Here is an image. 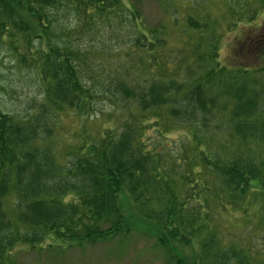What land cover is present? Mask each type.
<instances>
[{
    "label": "trees",
    "instance_id": "1",
    "mask_svg": "<svg viewBox=\"0 0 264 264\" xmlns=\"http://www.w3.org/2000/svg\"><path fill=\"white\" fill-rule=\"evenodd\" d=\"M146 1L0 0V47L36 77L40 99L18 119L0 105V264H13L20 247L51 249L56 241L63 252L126 236L134 218L193 243L200 264H264V234L246 250L221 246L211 226L232 207L248 221L260 216L264 232V67L243 66L248 57L264 58V22L243 40L244 51L236 48L241 65L229 69L216 59L215 34L197 41L209 24L191 10L204 0H159L170 26L193 33L188 53L175 61L164 55L163 31L146 23ZM224 1L241 22L258 27L264 0L258 8L257 0ZM120 30L125 49L119 39L107 48ZM200 41L206 53L198 55ZM119 51L121 71L105 65L99 81L98 55ZM119 99L120 119L108 118L113 128L71 146L58 163L59 119L88 117ZM150 123L163 132L162 123L182 129L180 149L166 152L165 141H149ZM166 253L164 264H182Z\"/></svg>",
    "mask_w": 264,
    "mask_h": 264
},
{
    "label": "rangeland",
    "instance_id": "2",
    "mask_svg": "<svg viewBox=\"0 0 264 264\" xmlns=\"http://www.w3.org/2000/svg\"><path fill=\"white\" fill-rule=\"evenodd\" d=\"M254 6L256 8L260 6L259 0L254 2ZM143 10L146 23L151 28H158L163 31L159 37L165 39L168 43L165 48L166 52H164L165 56H172L176 61V59L180 60L185 55L184 53H188L189 50L184 49V45H188L185 41L193 33L187 34L181 31L180 29L183 26L179 23L175 26H170V18L169 16L166 17L169 11L163 10V4L159 0L146 1ZM233 10L224 0H204L203 4L191 10V14L197 17L199 23L203 24L206 22L209 24L207 30L198 31L197 41L215 34L219 38L216 59L219 61L220 66L222 65L229 69L241 65L240 63L242 62L240 60L242 59L236 55V48L244 51L245 48L241 46L244 42L243 40L249 36L257 35L260 32V25L264 22V7L255 19L258 27L251 26L247 20L241 22L240 16L242 15H235ZM182 14L186 13L183 12ZM179 17L178 20L180 19ZM173 19L175 18L173 17ZM99 26L101 30L109 31L103 28L102 25ZM124 34V30L115 32L112 36L115 40L113 42H105L107 48L118 47L119 45H117L116 41L119 39L118 41L121 42V46L125 49L126 44L124 42L127 41V38H123ZM120 36L121 38H119ZM94 44L101 45L102 43L94 39ZM192 46H189V49ZM201 48L197 53L198 55L206 53L204 43L201 44ZM99 49H101V46ZM158 52H163V50L159 49ZM122 54L119 51L111 53L108 57L102 56L103 54L98 55L100 56L98 58L103 62L98 61L93 65L96 67L93 75L97 76L96 73H101L100 70L105 65L109 72L110 69L117 68L121 71V65L124 63ZM248 58L247 62H243V66L258 68L261 64L264 67V58L262 61L257 56ZM187 59L192 61L191 56L187 57ZM106 62L109 64L107 65ZM182 64L186 65L182 61L176 72L173 71L172 73L178 74L180 68L184 67ZM191 64L193 66L192 62ZM103 72L106 73V71ZM102 75L101 73L99 79L101 82H103L104 78ZM38 89L39 84L36 82V77L26 68L20 66L8 50L0 47V105L2 106V111L17 119L31 114L33 102L39 103L40 101ZM120 102L121 100L119 99L118 101L115 100V105L108 101L101 103L88 117L79 118L78 115L72 114L62 116L57 127V134L59 133L57 138V162L63 163L65 161L70 148H72L71 146L80 144L83 139L100 138L106 130L112 129L113 123L111 122L112 120H108L109 114L120 119L121 114L119 113L120 116L116 115V109L121 107ZM162 125L166 128L165 132L160 126L150 123L146 137L157 146L163 144L161 141H165L166 146L169 144L167 150H165L166 152L180 149L179 144L184 143V140H182L184 131L179 128L176 129L170 124L165 125L162 123ZM80 128L83 129V133H79ZM157 129L160 130L163 139L157 135ZM4 205L10 206L8 202L4 203ZM220 215L221 217L213 219L211 226H214L216 238L221 246L232 244L248 250L249 246L261 245L262 240L258 239L261 238L264 232L259 228L262 224L260 216L248 221L246 215L243 213L238 214L232 207L225 212H221ZM129 223L133 226H131V230H128L129 232L126 236L116 235L115 238L95 241L91 244L88 243L84 247L66 249L63 252H59L57 249L56 241L53 242L54 246L51 249L36 250L30 247H20L14 253L13 264H164L165 260H167L166 252H170L182 264H200L196 255V247L193 243L171 239L167 232L159 231L152 224L142 222L136 218L132 219L131 222L129 221ZM259 231H261V234H257L256 237L258 238H254L253 234Z\"/></svg>",
    "mask_w": 264,
    "mask_h": 264
}]
</instances>
